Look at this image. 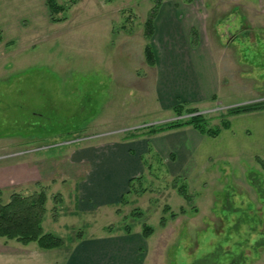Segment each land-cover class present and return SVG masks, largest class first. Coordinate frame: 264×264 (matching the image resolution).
I'll return each instance as SVG.
<instances>
[{
	"label": "rangeland",
	"instance_id": "374dc122",
	"mask_svg": "<svg viewBox=\"0 0 264 264\" xmlns=\"http://www.w3.org/2000/svg\"><path fill=\"white\" fill-rule=\"evenodd\" d=\"M56 2L67 7L58 14L64 21L52 20L47 0H8L5 10L0 4L3 199L45 188L44 229L67 244L82 235L130 228L141 238L148 264H264V166L257 160L264 161L261 113L228 117L236 134L246 128L252 133L232 142V151L223 148L222 137H209L207 151H193L196 156L189 159L196 163L189 161L185 173L174 169L176 152L150 151L142 180L126 203L72 215V178L84 174V165L70 163L77 149L130 134L147 137L150 126L178 117L160 107V74L145 61L144 25L157 0ZM163 4L181 7L180 25L170 35H189L193 47L210 55L202 61L204 80L215 72L210 60L219 72L216 99L188 107L220 125L219 115L231 107L264 104V0ZM192 29L198 31L196 44ZM176 177L187 185L191 202L173 187ZM58 195L62 204L54 200ZM144 225L153 228L149 237Z\"/></svg>",
	"mask_w": 264,
	"mask_h": 264
},
{
	"label": "crops",
	"instance_id": "0c3cea01",
	"mask_svg": "<svg viewBox=\"0 0 264 264\" xmlns=\"http://www.w3.org/2000/svg\"><path fill=\"white\" fill-rule=\"evenodd\" d=\"M7 1L0 0L3 6L1 9L5 10ZM178 7L175 4L161 5L151 39L156 55L155 66L160 74L156 89L158 102L164 110H172L180 103L200 106L209 102L217 95L219 85V72L214 60H210L215 70L212 79L206 82L203 78L202 61L210 55L201 51L199 46L193 47L189 35L178 36L176 39L170 35L171 28L174 27L176 31V27L180 25L176 24L181 17V7ZM3 26L4 23L0 22L1 29ZM260 43H264V36L261 37ZM263 112L246 114H264ZM233 126L232 123L230 129L222 130L218 136L222 137L220 141L225 143L223 148L226 151L233 150L232 142L235 140L245 138L249 133L252 135L248 128L241 135L236 134ZM228 130L229 135L224 137ZM126 137L122 140L113 139L90 144L76 150L78 154L75 152V159L70 163L73 167L78 164L85 167L82 168L84 174L72 178L74 198L73 201H68L75 205L72 215L93 214L100 208L120 205L122 198L130 195L131 179L144 174V161L150 151H157L163 156L176 152L177 156L174 157H179V163L174 169H184L185 173V170L190 169L189 161L192 160L189 157L196 156L191 153L207 151L205 147L209 143V137L189 126L147 137ZM192 162L196 163L195 160ZM61 218L62 216L60 220ZM137 235L138 233L132 230H103L99 235H82L76 242L66 243L65 247L54 250H42L36 243H0V264H146L148 261L142 254L144 247Z\"/></svg>",
	"mask_w": 264,
	"mask_h": 264
},
{
	"label": "trees",
	"instance_id": "16d2710c",
	"mask_svg": "<svg viewBox=\"0 0 264 264\" xmlns=\"http://www.w3.org/2000/svg\"><path fill=\"white\" fill-rule=\"evenodd\" d=\"M47 4L54 22L66 20L65 15L62 17L58 16L59 13L67 10L66 6L59 5L56 0H47ZM161 5L162 0H157L144 25V35L147 40L144 49L145 61L152 67L156 65V55L151 45V39L155 32V20ZM192 35L194 43L196 44L198 31L196 29H192ZM213 99H216V97L214 96ZM172 110L174 111L176 117H178V120L150 126L149 135L189 126L197 130L202 135L216 138L221 134L222 130L231 128L232 122L228 117L262 111L264 110V104L254 103L231 107L226 113H221L219 115L220 125H212L211 121L213 118L201 113L198 108L188 107L186 103H180L174 106ZM138 136L139 135L137 134H130L127 138H136ZM172 158H174V156H172ZM257 160L264 166V161L260 157H257ZM141 180L142 176L131 179L130 193L137 189L135 186H137V182H140ZM180 180L181 177H176L174 179L173 187L177 189V192L181 197H183L186 201L191 202L192 195L188 192L187 185L185 183L179 185ZM252 181L254 184H257L256 181ZM259 185L260 184H257V186ZM261 190L262 188L259 187L258 191L260 193L262 192ZM126 199V197H123L121 203H126ZM54 200L61 204L63 202V198L60 195L56 196ZM47 201L48 195L45 188L31 194L13 192L7 201L3 199V192L0 190V238L15 241L22 245L36 243L42 250H54L65 247L66 242L61 236L53 232H46L44 229L43 223L47 213ZM168 208L169 207H166V209ZM180 212L184 213L185 210L182 208ZM57 216L58 214L55 210V219H57ZM171 216L176 218L177 214L172 213ZM161 221L162 225H164L165 219L162 218ZM126 231L130 232L131 230L130 228H127ZM152 233L153 228L149 225H144V237H149ZM80 236L81 235H79V237Z\"/></svg>",
	"mask_w": 264,
	"mask_h": 264
}]
</instances>
